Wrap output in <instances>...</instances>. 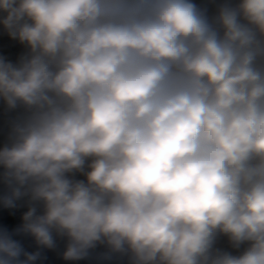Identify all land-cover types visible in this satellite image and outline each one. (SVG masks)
I'll return each mask as SVG.
<instances>
[{
    "label": "clouds",
    "instance_id": "obj_1",
    "mask_svg": "<svg viewBox=\"0 0 264 264\" xmlns=\"http://www.w3.org/2000/svg\"><path fill=\"white\" fill-rule=\"evenodd\" d=\"M0 264H264V0H0Z\"/></svg>",
    "mask_w": 264,
    "mask_h": 264
}]
</instances>
